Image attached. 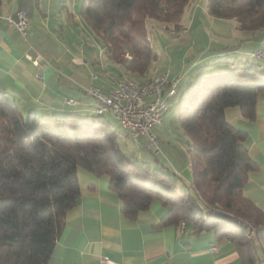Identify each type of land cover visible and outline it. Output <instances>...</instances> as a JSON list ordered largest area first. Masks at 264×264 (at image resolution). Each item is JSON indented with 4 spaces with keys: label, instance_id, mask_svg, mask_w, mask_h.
Masks as SVG:
<instances>
[{
    "label": "trees",
    "instance_id": "16d2710c",
    "mask_svg": "<svg viewBox=\"0 0 264 264\" xmlns=\"http://www.w3.org/2000/svg\"><path fill=\"white\" fill-rule=\"evenodd\" d=\"M197 1L83 0L80 15L100 42L107 64L120 68L118 81H137L158 59L142 32L146 19H156L167 29L173 25L176 30L169 32L176 36L183 29V13ZM204 8L209 18L235 21L242 31L264 30V0H206ZM251 57L262 60L264 52ZM238 65L211 64L182 93L176 116L168 117L189 138L183 140L194 178L192 184L186 182L189 192L174 182L185 183L165 163L161 143L162 154L154 156L144 138L134 140L117 122L124 129L120 134L108 122L110 112H98L99 102L89 91L95 104L89 115L46 117L37 111L22 113L0 92V264H48L65 230L67 212L81 196L79 168L109 181L125 218L136 220L158 200L168 209L159 227L181 228L183 223L195 234L211 232L218 243L236 248L241 264H264V210L244 195L257 165L245 144L247 132L225 116L228 108L236 107L245 120L256 119L264 71ZM178 94L177 89L171 98ZM167 113L168 106L158 126L167 121ZM124 138L146 150L156 167L139 162L134 153L129 158L121 146Z\"/></svg>",
    "mask_w": 264,
    "mask_h": 264
},
{
    "label": "crops",
    "instance_id": "0c3cea01",
    "mask_svg": "<svg viewBox=\"0 0 264 264\" xmlns=\"http://www.w3.org/2000/svg\"><path fill=\"white\" fill-rule=\"evenodd\" d=\"M82 1L0 0V92L13 99L22 113L37 111L44 117L63 113L89 115L95 104L87 92L92 87L109 92L117 86L118 69L107 64L100 55L102 51H97L100 42L80 15ZM20 11L29 19L26 39L6 19H16ZM209 21L205 8L196 4L189 11L184 29L199 33L206 24L211 27ZM206 48L216 57L226 49ZM200 49L189 46L183 59H190ZM208 57L209 54L203 55L202 61L180 75L181 80L177 75L171 78L172 74L169 79L190 86L197 78L196 74L188 76L193 69L210 70L211 64H205ZM156 73L138 81L166 75ZM225 116L248 134L245 144L257 167L245 184L244 195L264 210V94L259 96L254 121L245 120L236 107L228 108ZM165 125L163 121L156 133L163 130L173 137V126ZM163 141L168 144L162 143L165 163L186 180L188 158L181 163L176 146L166 138ZM79 169L81 196L78 205L67 212L65 230L48 264H105L104 258L111 264H241L236 248L228 242L218 243L211 232L195 234L185 224L181 228L159 227L168 209L158 200L136 220L125 218L109 181L90 173L84 175Z\"/></svg>",
    "mask_w": 264,
    "mask_h": 264
},
{
    "label": "rangeland",
    "instance_id": "374dc122",
    "mask_svg": "<svg viewBox=\"0 0 264 264\" xmlns=\"http://www.w3.org/2000/svg\"><path fill=\"white\" fill-rule=\"evenodd\" d=\"M205 3L206 0H198L196 2V4H199L203 7H205ZM188 17L189 10L187 9L183 13L182 19L180 20V25L182 26L183 30L178 31L176 36L174 32H171L174 33V35L169 32V30H176L173 25H169V29H167L162 22L156 19H146L147 26L145 30H142V32L152 42V46L158 53V59L151 64L149 73L157 74L156 72H165V74L170 76L172 74L171 78H175V75H177L179 76L178 79L181 80L180 75L186 74L195 63L202 61V57L205 54H209L205 64H219L220 66H225L230 63L233 65V67L239 66L238 64H241V66H258L261 71H264V58L261 60L249 55H245L247 52L249 53L259 50L264 52V30L257 32L242 31L238 28V24L235 21L215 20L210 17L209 22L211 23V27H208V24H206V26L201 28L199 33H197V31L189 33L184 29L186 27ZM6 19L10 20L12 18L7 17ZM202 32L204 36L201 35ZM187 34L189 35L186 36ZM189 46L194 47L195 49H198L199 47L202 49H200L190 59L185 60L183 58L186 57L185 53ZM209 46L223 47L226 49L218 53L220 56L216 57L218 56L217 54L209 51V48H206ZM101 50L98 48L97 51L101 52ZM114 67L120 70L118 66L114 65ZM199 68L200 67L193 69L188 76H193L194 74L198 76L200 72H207L206 70L200 71ZM133 79L135 78L133 77ZM136 80L138 81V79ZM146 82L148 83V81ZM146 82L143 84H147ZM183 83L184 81H182V83L179 85V94L174 97L173 100H166L168 106L167 118L176 116L179 110L178 100H180V96L183 92H185L188 86L183 85ZM90 101L93 102L92 100ZM24 113L27 115L28 111ZM107 115L109 124L112 127L117 128L119 133L123 135L124 129L119 126L117 123L118 121L112 116L111 113ZM168 120L169 118L167 121H165V124L171 127L173 126V137L171 135H167L162 129V133H159V135L155 131L154 133L160 140L161 147L163 144L168 146V144L163 141L165 138L173 147L176 146L178 149L177 160L182 163L184 162V158L187 157L188 163L186 162V167L189 168L188 165L190 163L189 153L187 152V144H183V140L187 139V141H189V138L183 134L184 132L177 126V124L171 125V120ZM136 145L137 144L129 138H124V141L121 144L123 151L130 155L129 158H132L131 153H134V156L139 160V162H141L140 160L142 159L147 160V163H149L151 167L155 168L157 164L155 163L154 158L146 150L138 149ZM135 162L137 161L135 160ZM79 171L85 173L84 175L90 173L83 168H80ZM188 171L189 172L184 176L186 179L184 180V184H181L178 179H174V182L182 188L183 192H189L188 184H192L194 182L192 171L190 169H188ZM90 174L94 175L92 173ZM190 193L194 194L191 189Z\"/></svg>",
    "mask_w": 264,
    "mask_h": 264
},
{
    "label": "built area",
    "instance_id": "2783aa9c",
    "mask_svg": "<svg viewBox=\"0 0 264 264\" xmlns=\"http://www.w3.org/2000/svg\"><path fill=\"white\" fill-rule=\"evenodd\" d=\"M25 39L29 34V22L23 12L18 19L8 20ZM257 57L262 54L257 53ZM38 65V61H34ZM178 82L171 81L166 75L155 77V84L147 88L132 87L123 80L105 93L102 89L92 87L89 93L99 102L102 111H109L113 117L121 120V126L127 127L134 140L144 138L154 156L162 154L160 143L155 138L154 128L162 122L163 113L167 110L166 99L175 96ZM167 93V94H166ZM166 94V96H165ZM102 262L111 264L104 258Z\"/></svg>",
    "mask_w": 264,
    "mask_h": 264
},
{
    "label": "bare ground",
    "instance_id": "6f19581e",
    "mask_svg": "<svg viewBox=\"0 0 264 264\" xmlns=\"http://www.w3.org/2000/svg\"><path fill=\"white\" fill-rule=\"evenodd\" d=\"M172 34H174V33H172ZM123 81L127 82L128 84H130V86L137 87V88H147V87H150L151 85L155 84V78L152 79L151 81H149L147 84H139V83L135 82L134 80H132L130 78H125V79H123ZM176 93H177V89H175V95H176ZM115 119L121 125V120L119 118H115ZM123 128L126 129L128 131V133H130V130L127 127H123ZM130 135L132 136L131 133H130ZM132 138H133V136H132ZM155 138L157 139V143H160V141H159V139H158V137L156 135H155ZM182 226H184V224H182Z\"/></svg>",
    "mask_w": 264,
    "mask_h": 264
}]
</instances>
